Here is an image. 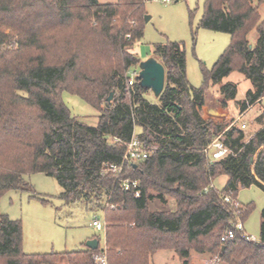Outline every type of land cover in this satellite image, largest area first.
<instances>
[{"label": "trees", "instance_id": "trees-1", "mask_svg": "<svg viewBox=\"0 0 264 264\" xmlns=\"http://www.w3.org/2000/svg\"><path fill=\"white\" fill-rule=\"evenodd\" d=\"M255 2L264 4L205 0L200 27L230 34L231 43L210 71L202 70V87L189 84L182 45H157L153 57L166 80L151 101L138 80L128 83L141 62L132 48L144 36L145 0H0V202L23 190L26 176L41 173L57 180L67 204L104 215L109 264H152L156 253L169 250L181 264H192L191 251L225 264H264V209L253 241L234 229L236 210L224 200L241 188L264 191V127L246 141L241 128L207 116L211 101L227 116L232 102L244 113L264 100V20ZM252 31L258 45L250 48ZM233 71L252 84L242 101L237 85H220ZM210 84L220 85L215 97ZM113 91L110 106L105 100ZM63 92L98 109V125L72 116ZM136 127L150 155L122 179L139 181V197L101 172L105 163H121ZM221 134L231 153L210 164L203 149ZM222 175L228 181L218 190L213 182ZM168 195L174 212L150 211L153 200ZM252 209L242 207L241 220ZM228 229L235 235L222 241ZM100 247L27 254L21 221L0 212V264H94Z\"/></svg>", "mask_w": 264, "mask_h": 264}, {"label": "rangeland", "instance_id": "rangeland-1", "mask_svg": "<svg viewBox=\"0 0 264 264\" xmlns=\"http://www.w3.org/2000/svg\"><path fill=\"white\" fill-rule=\"evenodd\" d=\"M102 4L116 3L117 0H98ZM205 0H174L163 3L160 0H145V12L149 17L144 23V36L133 48L141 61L154 56L157 45L177 43L184 47L186 54V73L190 86L199 88L204 85L202 70L210 71L231 43L228 33L207 30L200 27ZM255 6L258 4L255 2ZM261 20H264V4L258 6ZM252 48L258 45V35L252 31L248 35ZM139 68V67H138ZM233 83L238 87L237 101L245 99L246 93L252 88L250 80L238 71H233L225 77L222 84ZM220 85L209 86L208 95L217 96ZM147 97L156 101L149 92ZM62 102L70 110L72 116L83 124L96 127L99 123V110L86 103L80 97L69 92H63ZM222 109H214L209 102L207 116L217 120L224 119L228 128H241L245 123V140L248 141L256 132L264 127V100L249 106L244 113L230 104L228 115L223 116ZM237 118L238 123L232 126ZM142 132L136 127L135 135ZM27 185L20 191H9L1 199L0 212L12 220H19L23 227V251L27 254L64 253L84 249L87 240L97 237L103 246L105 239L92 222L97 218L101 222L104 215L93 213L81 203L67 204L61 197L63 191L54 177L35 173L25 177ZM228 180L225 175L219 176L213 186L222 190ZM240 207L252 206V211L242 220L244 234L260 236L261 214L264 209V191L257 186L241 188L237 195ZM177 209L172 196H167L163 202L155 199L151 202L150 211L166 210L174 212ZM242 219V218H241ZM236 221V220H235ZM194 256L204 255L202 264H208L216 256L211 253L191 251ZM192 264L199 263V257L190 260ZM64 264V263H63ZM152 264H180L179 256L174 251H161L152 260ZM219 264H225L220 261Z\"/></svg>", "mask_w": 264, "mask_h": 264}, {"label": "built area", "instance_id": "built-area-1", "mask_svg": "<svg viewBox=\"0 0 264 264\" xmlns=\"http://www.w3.org/2000/svg\"><path fill=\"white\" fill-rule=\"evenodd\" d=\"M163 3H171L174 0H160ZM139 74V68H132L128 72V83L130 86H134V84L137 82V76ZM240 121V118H237L235 122L232 124L235 125V123H238ZM231 127V126H230ZM247 128V125L245 123L241 124V129L245 130ZM126 152L123 156V159L121 163L119 164H108L105 163L102 166L101 172L104 174H112L114 175L117 180H119L121 188L125 191H134L135 196H140V190H139V181L138 180H132L130 178L122 179V175L125 172L127 168H129L133 164H137L139 162H142L146 160L149 155L150 151L148 148H146L144 142L137 136L133 135L132 139L126 144ZM203 153L205 154V157L207 161L210 164H213L215 162H218L220 160L225 159L229 154L231 153L229 147H227L224 143V134H221L218 136L211 144H209L205 149H203ZM225 202L229 203L232 208H234L236 217H235V223H234V229L236 231L242 232L244 234V225L240 218L241 215V205L238 203L237 198L232 197V192H229V195L224 197ZM92 226L98 231L103 233V237L105 239V231H106V223L103 220L101 222L99 219H95L92 222ZM235 230L228 229L225 234L222 237V241H226L227 239L233 238L235 235ZM244 236L248 239H251L253 241H257L254 237H249L244 234ZM99 246L100 241H99ZM92 260L94 264H109V259L107 255V247L106 242H104V245L100 247V251L98 253H95L92 256ZM220 262V259L218 257H215L211 262L208 264H218Z\"/></svg>", "mask_w": 264, "mask_h": 264}, {"label": "water", "instance_id": "water-1", "mask_svg": "<svg viewBox=\"0 0 264 264\" xmlns=\"http://www.w3.org/2000/svg\"><path fill=\"white\" fill-rule=\"evenodd\" d=\"M149 17H145V21H148ZM252 47L251 45L249 46ZM139 74L137 76L139 85L150 91L154 98H159L165 87L166 71L165 67L161 62H159L154 57H149L148 59L141 61L139 64ZM115 92H111L106 98L105 102L107 105L113 106V99ZM86 247L96 250L99 247V239L95 238L87 241Z\"/></svg>", "mask_w": 264, "mask_h": 264}, {"label": "crops", "instance_id": "crops-1", "mask_svg": "<svg viewBox=\"0 0 264 264\" xmlns=\"http://www.w3.org/2000/svg\"><path fill=\"white\" fill-rule=\"evenodd\" d=\"M227 181H228V180H227ZM226 183H227V182H226ZM92 239H95V237H92V238L88 239L87 241L92 240ZM169 251H170V250H169ZM159 252H161V251H159ZM159 252H158V253H159ZM158 253H156V254L154 255V257H155ZM154 257H153V260H154ZM196 257H199V261H201V262L196 263V264H202V262H203L205 256H204V255L194 256V254L191 253V255H190V260L192 261L193 259H196ZM219 263H220V262H219ZM219 263H218V264H219ZM180 264H181V260H180Z\"/></svg>", "mask_w": 264, "mask_h": 264}]
</instances>
